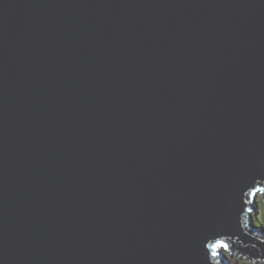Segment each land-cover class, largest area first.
<instances>
[{"label": "water", "instance_id": "1", "mask_svg": "<svg viewBox=\"0 0 264 264\" xmlns=\"http://www.w3.org/2000/svg\"><path fill=\"white\" fill-rule=\"evenodd\" d=\"M264 0H0V264L264 261Z\"/></svg>", "mask_w": 264, "mask_h": 264}, {"label": "rangeland", "instance_id": "2", "mask_svg": "<svg viewBox=\"0 0 264 264\" xmlns=\"http://www.w3.org/2000/svg\"><path fill=\"white\" fill-rule=\"evenodd\" d=\"M262 196L263 195L260 193L259 196L256 197V202L258 203V213L257 215L256 214L254 215L253 219H254V223L257 226H262V228L264 229V204H263L264 201L262 199ZM225 254L230 264H264V261H260L258 263L250 261L249 256H243V255L237 256L235 252L229 253L227 249L225 250Z\"/></svg>", "mask_w": 264, "mask_h": 264}, {"label": "snow or ice", "instance_id": "3", "mask_svg": "<svg viewBox=\"0 0 264 264\" xmlns=\"http://www.w3.org/2000/svg\"><path fill=\"white\" fill-rule=\"evenodd\" d=\"M259 191H264V189H259ZM209 247L212 249V255H217V249L220 248H228V245L226 243H223L222 241H217L215 244L209 245Z\"/></svg>", "mask_w": 264, "mask_h": 264}, {"label": "trees", "instance_id": "4", "mask_svg": "<svg viewBox=\"0 0 264 264\" xmlns=\"http://www.w3.org/2000/svg\"><path fill=\"white\" fill-rule=\"evenodd\" d=\"M264 201V200H263ZM263 204H264V202H263ZM255 219H258V218H255ZM255 222H256V220H255ZM261 228H262V226H261ZM263 229V228H262Z\"/></svg>", "mask_w": 264, "mask_h": 264}, {"label": "clouds", "instance_id": "5", "mask_svg": "<svg viewBox=\"0 0 264 264\" xmlns=\"http://www.w3.org/2000/svg\"><path fill=\"white\" fill-rule=\"evenodd\" d=\"M262 199L264 200V197L262 196ZM260 228H261V226H260ZM264 230V229H263Z\"/></svg>", "mask_w": 264, "mask_h": 264}]
</instances>
